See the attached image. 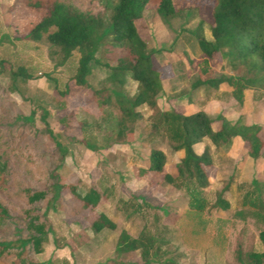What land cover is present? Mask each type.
Listing matches in <instances>:
<instances>
[{"label": "rangeland", "instance_id": "obj_1", "mask_svg": "<svg viewBox=\"0 0 264 264\" xmlns=\"http://www.w3.org/2000/svg\"><path fill=\"white\" fill-rule=\"evenodd\" d=\"M24 1L0 0V264H117L114 248L119 233L126 230L135 236L142 228L160 233L161 259L175 264H240L238 257L261 250L258 233L264 227L253 228L246 221L249 206L242 207L240 199L254 189V183L264 185V145L256 159L246 154L247 145L238 137L228 147L215 146L207 138L194 145L197 153L208 146L212 157L208 185L199 194L204 208L198 213L189 206L188 190L164 180L168 168L183 152L174 151L173 143L162 132L153 133L147 119L157 110L184 114L203 110L212 119L213 128L219 124L216 114L260 124L264 142V88L245 87L239 102L227 84L218 88L193 86L198 78L222 72L253 76L243 65L233 67L220 52L209 58L199 48V22L202 35L213 42L212 0H199L195 8L165 17L155 10L159 0H149L143 9L137 28L148 47L155 50L162 91L156 96L155 108H136L142 118L127 123L119 141L103 139L106 131L97 130V124H104L107 111L121 113L112 89L127 97L136 89V82L129 77L122 86L108 80L111 67L127 50L114 45L110 36L103 38L88 64L87 86L67 87L69 77L76 73L80 50L58 64L59 49L45 34L37 41L22 38L35 17V12L20 7ZM40 1L44 7L65 1L104 15L116 2L110 0L107 6L106 0ZM17 68L30 77L14 76ZM100 88L111 100L103 109L93 93ZM81 123L85 124L83 131L78 128ZM83 135L94 138L96 150L79 140ZM151 149L165 154L161 172L148 169ZM53 174L60 175L64 185L60 197L29 202L23 190L45 189L55 179ZM71 186L81 193L97 190V205L85 207L71 193ZM261 189L264 201V186ZM218 196L229 203L228 208L217 205ZM98 213L109 217L115 228L94 232L91 220ZM32 222L49 227L39 252L31 242L23 243L33 232ZM140 262L134 252L126 264Z\"/></svg>", "mask_w": 264, "mask_h": 264}, {"label": "trees", "instance_id": "obj_2", "mask_svg": "<svg viewBox=\"0 0 264 264\" xmlns=\"http://www.w3.org/2000/svg\"><path fill=\"white\" fill-rule=\"evenodd\" d=\"M198 1L159 0L155 10L158 15L165 17L185 9H193ZM109 2L110 0H106L105 4L108 6ZM148 2L149 0H116L107 15L80 10L65 1H54L50 6L44 7L40 0H25L20 6L25 12H35L34 20L24 29L22 38L37 41L45 34L46 40L59 49L58 64H64L74 50H80L76 73L69 77L67 87L87 86L85 76L88 64L94 59L103 38L110 36L114 45H120L127 50V54L120 57L116 65L111 67L108 80L122 86L129 77L136 82V89L129 97L119 90L112 89L121 113L118 116L107 111L104 124H97V130L106 131L103 139L108 141L122 140L126 124L142 118L141 112L136 108L142 105L155 108L156 96L162 91L160 73L154 61L155 50L148 47L137 28V21L142 17ZM210 14L213 42L206 40L202 35V22H199L197 27L199 33H196V39L202 53L210 58L214 53L220 52L223 58L230 60L233 67L236 64L243 65L253 72V76H233L222 72L218 76L198 78L193 86L218 88L227 84L233 88L235 98L241 102L242 90L245 87L264 88V0H212ZM13 75L30 77L23 68H17ZM93 93L99 108L103 109L111 104L110 96L104 88L96 89ZM214 118L219 122L214 128L212 119L203 110L189 114L176 110H157L147 118L153 133L162 132L173 143L174 151L183 152L179 161L168 168L164 180L176 188L183 186L188 190L189 206L198 213L204 208L199 194L208 185L212 157L208 146H204L203 150L197 153L194 145L207 138L215 146L228 147L233 138L238 137L247 145L246 154L252 159L259 157L264 145L259 135L260 124H245L239 118L229 120L222 114H216ZM84 126L85 124L81 123L78 128L83 131ZM79 140L89 149L96 150L93 137L83 135ZM57 146L64 156L62 147L59 144ZM148 162L149 170L161 172L165 166V154L159 149H151ZM53 178L55 179L45 189L25 188L23 191L28 201L32 203L47 196L48 200H57L64 185L60 175L53 174ZM263 186L254 183V189L247 191L240 199L242 207L249 206L244 217L253 228L254 225L264 227V201L260 197ZM70 188L71 193L82 201L85 207L97 205L100 198L97 190L90 188L81 193L74 186ZM217 205L225 209L229 203L218 196ZM91 227L94 232H99L103 228L114 229L115 223L104 213H98L91 220ZM31 228L33 232L23 243L31 242L35 251L39 252L49 227L43 222H32ZM162 229H166L165 225ZM159 234L142 228L133 236L122 230L116 240L114 262L126 264L132 253L136 252L141 259L140 264H175L171 259H161ZM258 235L262 242L261 250L247 252L246 258L238 257L240 264H264V228L259 230Z\"/></svg>", "mask_w": 264, "mask_h": 264}]
</instances>
